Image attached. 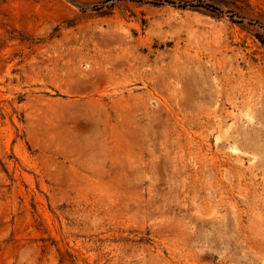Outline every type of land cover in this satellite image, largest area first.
Returning a JSON list of instances; mask_svg holds the SVG:
<instances>
[{"label": "rangeland", "instance_id": "obj_1", "mask_svg": "<svg viewBox=\"0 0 264 264\" xmlns=\"http://www.w3.org/2000/svg\"><path fill=\"white\" fill-rule=\"evenodd\" d=\"M0 264H264V0H0Z\"/></svg>", "mask_w": 264, "mask_h": 264}]
</instances>
